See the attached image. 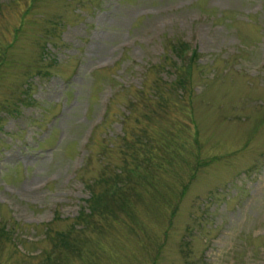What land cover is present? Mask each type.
Wrapping results in <instances>:
<instances>
[{
    "label": "rangeland",
    "instance_id": "rangeland-1",
    "mask_svg": "<svg viewBox=\"0 0 264 264\" xmlns=\"http://www.w3.org/2000/svg\"><path fill=\"white\" fill-rule=\"evenodd\" d=\"M144 139L152 185L76 224ZM1 221L0 264H264V0H0Z\"/></svg>",
    "mask_w": 264,
    "mask_h": 264
},
{
    "label": "trees",
    "instance_id": "trees-1",
    "mask_svg": "<svg viewBox=\"0 0 264 264\" xmlns=\"http://www.w3.org/2000/svg\"><path fill=\"white\" fill-rule=\"evenodd\" d=\"M167 46L170 48V50L174 51L173 53L176 54V56L180 59L178 62L173 61L172 63V68L173 70H175V76L169 81V83L173 85V88H180L185 90L186 83L190 78V68L191 66H193L197 58V51L191 48L189 52H187L189 45L181 40H177L174 37L169 40ZM44 52L45 48L42 50V53ZM51 60L54 61V59ZM148 146L149 145L147 144V139H144V141L139 142L137 146L134 145L131 149L133 151L132 153H134L132 157L136 160L134 162L135 165L133 167H136L128 168L126 166V163L130 164L129 160L128 162H123L124 164L119 167L117 171L112 173L111 179L102 178V180H104V182L106 183L105 187L97 190L94 189L93 185L95 181L91 180L88 182L90 193L89 196L85 199V207L81 208L80 211H78V214L76 215V217L79 219L76 221V224L80 225V227L83 225L86 226L87 224L91 223V218H93L94 215H97L100 218H106L113 214L116 209L126 210L125 208L126 205H128L127 201L130 195L129 188H131L130 186H132L131 183L140 182L143 184L144 182L147 183V186L148 184L152 183V181L147 182L150 177H147L145 175L147 173L146 170H144V174L142 175L137 170V168H141L138 166V162L143 159L144 156H151V151ZM139 148H142L141 151H139ZM139 157L141 159H138ZM154 159L158 162V168L161 164L159 163L160 160L158 158ZM11 227L12 226L8 225L7 223H4L2 221L0 222V239L5 237L11 239L14 236V233L11 232ZM70 230L73 231L71 233H69L68 231H55L54 234L50 235V238H53L52 243L59 244L61 245V247L63 246L67 251H77V249L80 247V244L84 242L83 235L79 233H74V230H76L75 225H72L69 231ZM48 258L49 253L47 252V254L44 255V259Z\"/></svg>",
    "mask_w": 264,
    "mask_h": 264
}]
</instances>
